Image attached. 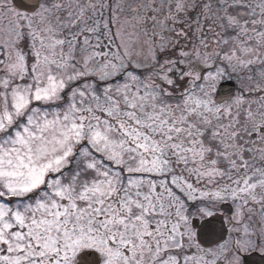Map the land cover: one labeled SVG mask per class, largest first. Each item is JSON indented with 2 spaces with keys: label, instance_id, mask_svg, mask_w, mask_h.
Masks as SVG:
<instances>
[{
  "label": "snow or ice",
  "instance_id": "1",
  "mask_svg": "<svg viewBox=\"0 0 264 264\" xmlns=\"http://www.w3.org/2000/svg\"><path fill=\"white\" fill-rule=\"evenodd\" d=\"M0 264H264V0H0Z\"/></svg>",
  "mask_w": 264,
  "mask_h": 264
}]
</instances>
